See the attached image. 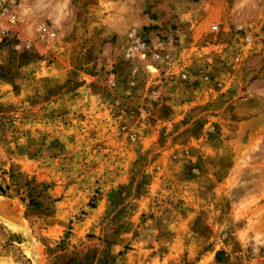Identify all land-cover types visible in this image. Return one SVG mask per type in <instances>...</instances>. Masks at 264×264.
Masks as SVG:
<instances>
[{"label": "rangeland", "instance_id": "374dc122", "mask_svg": "<svg viewBox=\"0 0 264 264\" xmlns=\"http://www.w3.org/2000/svg\"><path fill=\"white\" fill-rule=\"evenodd\" d=\"M0 2V264H264V0Z\"/></svg>", "mask_w": 264, "mask_h": 264}, {"label": "built area", "instance_id": "2783aa9c", "mask_svg": "<svg viewBox=\"0 0 264 264\" xmlns=\"http://www.w3.org/2000/svg\"><path fill=\"white\" fill-rule=\"evenodd\" d=\"M0 11H1L3 14L6 13V12L8 11V8H6V6H4V5L2 4V2H0ZM209 31H210V33H212V34H217V33L220 32L218 25H212V26L210 27Z\"/></svg>", "mask_w": 264, "mask_h": 264}]
</instances>
